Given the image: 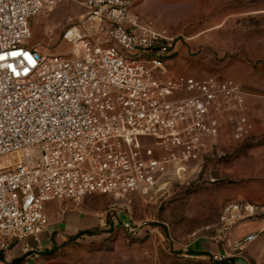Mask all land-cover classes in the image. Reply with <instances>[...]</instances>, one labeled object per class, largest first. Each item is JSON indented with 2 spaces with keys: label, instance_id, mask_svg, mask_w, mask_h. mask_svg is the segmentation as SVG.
Here are the masks:
<instances>
[{
  "label": "built area",
  "instance_id": "1",
  "mask_svg": "<svg viewBox=\"0 0 264 264\" xmlns=\"http://www.w3.org/2000/svg\"><path fill=\"white\" fill-rule=\"evenodd\" d=\"M63 2L85 11L68 18L70 51L44 54L30 44V20ZM176 53L172 36L132 15L131 0H0L3 262L11 264L16 249L40 257L48 202L94 194L154 198L169 174L182 179L217 147L225 113L242 111L248 94L230 79L171 74ZM252 128L242 114L233 137L242 140ZM255 213L227 205L221 231ZM123 227L129 237L139 234L132 221ZM254 239L232 245L242 250Z\"/></svg>",
  "mask_w": 264,
  "mask_h": 264
},
{
  "label": "rangeland",
  "instance_id": "2",
  "mask_svg": "<svg viewBox=\"0 0 264 264\" xmlns=\"http://www.w3.org/2000/svg\"><path fill=\"white\" fill-rule=\"evenodd\" d=\"M131 1L136 19L175 39L171 74L230 79L243 88L250 73L264 66V0ZM84 11L82 6L63 2L48 15L33 17L30 44L38 45L44 54L70 51L71 44L64 39L70 28L68 18L78 19ZM242 114L251 121L245 109L225 113L217 147L199 165H191L182 179L169 174L168 186L154 198L108 194L112 203L129 206L134 217L174 238L216 234L225 207L251 200L260 193L257 186L264 184V135L250 132L242 140L233 137ZM144 144L154 146L152 140Z\"/></svg>",
  "mask_w": 264,
  "mask_h": 264
},
{
  "label": "crops",
  "instance_id": "3",
  "mask_svg": "<svg viewBox=\"0 0 264 264\" xmlns=\"http://www.w3.org/2000/svg\"><path fill=\"white\" fill-rule=\"evenodd\" d=\"M243 89L248 94L244 109L251 114L252 130L264 135V66L250 73ZM250 121V122H251ZM258 195L247 202L256 213L224 234L174 238L171 233L134 217L130 207L112 203L111 196L94 194L81 201H52L45 205L49 219L42 236L43 250L38 259L14 251L11 264H264V184ZM231 204V203H230ZM139 227L129 237L124 223ZM250 235L255 239L244 249L233 247L236 240ZM226 255L219 262L214 256ZM0 264L3 254L0 252Z\"/></svg>",
  "mask_w": 264,
  "mask_h": 264
}]
</instances>
